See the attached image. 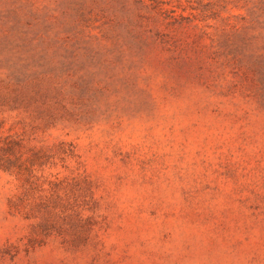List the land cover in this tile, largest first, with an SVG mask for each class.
<instances>
[{
	"label": "rangeland",
	"instance_id": "obj_1",
	"mask_svg": "<svg viewBox=\"0 0 264 264\" xmlns=\"http://www.w3.org/2000/svg\"><path fill=\"white\" fill-rule=\"evenodd\" d=\"M261 7L0 0V264H264Z\"/></svg>",
	"mask_w": 264,
	"mask_h": 264
},
{
	"label": "trees",
	"instance_id": "obj_2",
	"mask_svg": "<svg viewBox=\"0 0 264 264\" xmlns=\"http://www.w3.org/2000/svg\"><path fill=\"white\" fill-rule=\"evenodd\" d=\"M262 13H259L257 17H261V15H264V10H262V7L260 8ZM257 14V13H255ZM258 25H261L260 22H256ZM249 56V68L254 75L256 81L258 82L260 88L264 90V47L255 42L252 45V50L250 52Z\"/></svg>",
	"mask_w": 264,
	"mask_h": 264
}]
</instances>
